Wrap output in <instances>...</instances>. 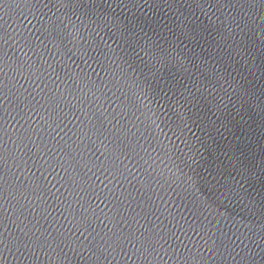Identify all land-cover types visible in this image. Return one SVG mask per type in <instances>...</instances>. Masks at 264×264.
I'll return each mask as SVG.
<instances>
[{"label": "water", "instance_id": "water-1", "mask_svg": "<svg viewBox=\"0 0 264 264\" xmlns=\"http://www.w3.org/2000/svg\"><path fill=\"white\" fill-rule=\"evenodd\" d=\"M0 264H264V0H0Z\"/></svg>", "mask_w": 264, "mask_h": 264}]
</instances>
